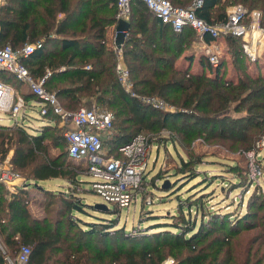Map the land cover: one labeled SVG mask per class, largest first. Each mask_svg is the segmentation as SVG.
Wrapping results in <instances>:
<instances>
[{"label":"trees","instance_id":"1","mask_svg":"<svg viewBox=\"0 0 264 264\" xmlns=\"http://www.w3.org/2000/svg\"><path fill=\"white\" fill-rule=\"evenodd\" d=\"M196 1L171 0L174 6L184 8ZM235 4H243L250 12L259 10L264 28V0H203L195 12L209 24H224L228 19L227 8ZM116 15L117 0H4L0 6V48L10 44L20 50L34 44L35 51L29 56L22 55L21 62L34 80L45 79L44 86L57 94L65 110L75 112L83 102L94 100L96 106L113 112L114 130L104 139L109 157H121L120 147L142 131L158 135L163 129L176 136L173 142L183 148L196 141H213L230 149L239 144L238 150L243 154L254 148L264 136V77H254L248 72L250 58L242 38L224 37L237 67V83L227 81L224 63L214 68L210 57L201 60L202 63L208 60L209 76L192 73L191 67L180 70L176 62L197 37L196 31L185 27L176 32L142 0H132L131 30L122 47V58L137 95L160 98L174 106L173 111H163L134 98L119 81V55L107 41L109 27L117 23ZM153 17L158 27L151 25ZM207 41L212 42V38L207 36ZM188 57L194 62V55ZM0 81L17 89L25 101L41 103L29 84L16 75L0 70ZM42 119L46 124L35 131L23 123L0 124V160L4 161L13 150L10 164L26 176L27 182L63 178L77 183L81 176H90L86 159L77 161L69 157L65 133L73 125H61V116L52 109ZM57 149L60 151L54 153ZM181 163L176 174L183 179L200 175L196 173L193 155L189 160L181 158ZM232 168L231 171L240 173L238 166ZM247 183L250 187L255 184L247 176L239 184L247 186ZM42 191L47 213L39 218L29 208L28 190L9 194L0 183V264H9L8 258L17 261L23 244L31 247L28 264H164L167 255L163 247L168 246L186 249L185 264H222L219 259L222 244H214L213 237L209 238L217 231L215 228L226 231L225 224L232 226L237 222L240 226L242 220L233 221L226 212H210L208 221L201 216L197 226V222L185 219L184 202L177 222L126 231L119 227V219L93 216L87 210L90 207L95 212L113 215L121 212L117 206L104 211L85 203L76 191L70 190V194ZM88 192L94 193L89 187L78 193ZM206 197L197 204L189 199L185 205L189 210L193 206L204 210ZM247 202L249 210L264 209L263 194L250 196ZM78 214L95 218L86 220ZM261 227L264 230V224ZM254 228L251 225L246 230ZM118 236L123 242L153 239L155 243L140 250L133 245L112 247V238ZM221 239L225 242L230 238ZM261 245L264 247V237ZM215 246L218 248L213 251ZM262 261L259 259L255 264ZM233 263L243 262L236 258ZM243 264H251V260Z\"/></svg>","mask_w":264,"mask_h":264},{"label":"rangeland","instance_id":"2","mask_svg":"<svg viewBox=\"0 0 264 264\" xmlns=\"http://www.w3.org/2000/svg\"><path fill=\"white\" fill-rule=\"evenodd\" d=\"M114 39L115 34L110 37V42L114 43ZM197 42L198 39L194 36V40H192L189 48L185 50V52L190 51L198 54L201 46L198 45ZM222 47L223 46H218L207 51L211 53V56L217 55L220 59V64H222V62L224 63L223 74L226 75L229 68L228 62L226 61V58H224L226 52L222 50ZM261 53L264 54V50H262ZM249 57L253 59V56L250 55ZM261 60L264 65V57H262ZM231 61V66L236 69L237 67L233 62L232 55ZM255 61H257L256 58ZM262 68L263 67L260 64L258 66L259 72ZM255 70H257V68H255ZM134 98L140 99L136 96ZM95 104L96 101L94 100L85 101L80 107L90 108L96 106ZM166 104L167 107L164 108L163 111L174 110L173 105L169 103ZM38 106L39 104H37V107ZM152 108L154 107L152 106ZM27 114L29 115L30 120H24V125L36 129H39L44 125V121L41 118L39 111H28ZM8 118H10L8 113L0 111V119H3L2 122H8L12 125L14 122L13 119ZM66 124L64 125L66 126ZM141 133L149 137L152 141L150 162L145 174V180L143 181V187L141 191L136 193L131 206L123 208L121 209V212L113 215L102 211L95 212L90 207L87 208V210L93 216L119 219V227L121 229L124 228L126 231H134L135 229L148 228L150 225H156L158 223L173 224L180 220L179 217L182 216L179 213V208L182 206V203L185 202V204H187L186 201L190 199L191 203L197 204L202 197L205 198L207 196L204 202V210L200 208L198 209L195 206L189 210L184 204L183 215L186 220L189 219L190 222L195 221L198 226L201 222V216H206L205 221H208V214L210 212H226L231 215L229 219H233V221H237V218H242L240 226H238L239 224L237 222L232 226V223H227L224 226V230L226 231H221L220 229L215 228L214 230L217 231L209 238L212 239L213 237L215 240V242L213 240L214 244H222L221 253L219 255L221 263L234 264L233 261L238 258L243 263H246L249 259L251 260V264H255L259 259H262L263 261L261 264H264V247L261 245L264 237V230L261 229V225L264 224V209L254 207L249 210L247 204L250 196L255 194L264 195V136L255 143L253 148L257 153L255 162L260 166L261 170V173L253 178L250 167L251 160L248 157L247 152L243 154L238 150L239 144L235 146V148L230 149L227 145L213 141H196L194 144L187 145V148H183L178 142H173V138L177 137L171 134L168 129L161 130L158 135L155 133L150 134L146 131H142ZM61 140L63 141L62 138ZM59 151L60 150L57 149L54 153H58ZM13 152L14 151L11 150L3 162L10 164ZM190 155H193L194 165H196V173L199 172L200 175L193 176V178L191 177L190 179H183L182 175L176 174V170L178 167L182 166L181 158L189 160ZM234 166L239 167L240 173L231 171ZM18 173L23 178V181L27 182L25 178L26 176L20 171H18ZM246 176L249 180H254V186L250 187V183H247V186L239 184L241 179L246 180ZM81 177H88L87 181L92 180L91 176ZM39 185L42 186L43 184L40 183ZM88 187L90 188L89 185ZM74 190L82 192L83 188L77 186ZM37 194L38 189L33 184L31 186V195L35 197ZM87 194L88 196L85 198V202L88 205L94 206L102 203L111 211L114 209L115 206L113 204L105 203L100 196L89 192ZM83 195L84 194L81 196L83 197ZM41 201L39 202L40 206L34 207L35 211L33 212L35 215L42 216L47 213V209L42 207L43 199ZM78 215L86 220L93 221L95 218L85 214ZM251 225L256 228L246 230V228L251 227ZM172 230L176 231L174 228H172ZM229 230H231V233H228ZM225 236L230 238L229 241L224 242L221 239ZM148 243L154 244L155 242L153 239L123 242L121 236H118L112 238L111 246L120 247L124 245L125 248H131L133 245L136 250H140L141 247ZM163 248L164 253L167 255L164 264H185V261H187L186 249H176L169 246ZM217 248L218 247L215 246L213 251ZM12 261L15 264H18L16 259H12Z\"/></svg>","mask_w":264,"mask_h":264},{"label":"built area","instance_id":"3","mask_svg":"<svg viewBox=\"0 0 264 264\" xmlns=\"http://www.w3.org/2000/svg\"><path fill=\"white\" fill-rule=\"evenodd\" d=\"M165 24L172 26L176 32H181L185 27H191L201 38L210 36L214 41H219L226 35L240 37L247 43L245 50L252 46L247 39L262 34V13L259 10L249 11L243 4L230 6L228 19L224 24H209L198 17L195 8L201 6L203 0H197L189 7L174 6L171 0H142ZM132 0H117V22L121 19L130 20ZM122 47L115 46L118 55L122 54ZM35 51L34 44H27L20 50H15L10 44L0 48V70L16 75L20 80L29 84L32 92L41 100L39 114L44 117L49 110L61 116L65 123L70 121L73 128L66 131L69 157L73 160L86 159L89 163V174L92 178L90 189L100 196L105 203L113 204L120 209L130 207L135 195L140 191L147 168L150 162L151 145L143 133L136 135L129 143L120 147L121 157H109L104 146V139L112 135L114 130V113L104 110L99 106L81 107L75 112L65 110L55 92L49 91L45 86V79L36 81L32 78L27 67L21 62V57L29 56ZM214 68L220 67L217 55L209 58ZM119 81L124 89L132 96L139 97L145 103L157 109L167 107L165 101L148 96H139L134 92V84L130 79L129 70L118 62ZM27 108L26 101L22 98L14 100L12 88L0 81V111L9 113L14 118L15 126L24 124L27 119L23 109ZM19 116V117H18ZM256 150L248 152L251 160L252 177L261 173L260 166L256 164ZM21 175L10 164L0 160V183L7 189H14L16 181L21 180ZM15 190V189H14ZM1 246V244H0ZM31 247L23 244L20 248L17 263L28 264ZM10 264H15L8 258Z\"/></svg>","mask_w":264,"mask_h":264},{"label":"crops","instance_id":"4","mask_svg":"<svg viewBox=\"0 0 264 264\" xmlns=\"http://www.w3.org/2000/svg\"><path fill=\"white\" fill-rule=\"evenodd\" d=\"M4 0H0V6L3 3ZM232 6V5H231ZM230 6L227 8V12L229 11ZM118 23V22H117ZM117 23L111 27H109L108 29V35H107V41H108V46L109 47H113L115 49L116 46V27H117ZM154 24L156 25V27L159 26L157 20L153 17L151 20V25ZM115 34V39H114V43L110 42V37H112V35ZM210 37V36H209ZM263 38V39H262ZM197 39L198 42L197 44L201 46L200 51H198L197 53H193L190 51H186L182 57L177 60L176 62V67L180 70H185L189 67H191V72L195 73V74H203L206 73L208 75L209 73V66H208V60L206 59L204 63L201 62L203 57H210L211 53L208 52L207 50H211L212 48L215 47H222V50H224V52H226V55L224 58H226V61L228 62V73L225 75V79L227 81H232L237 83L239 80V75L238 72L236 71V69L231 66L232 65V61H231V53L228 51V46L226 44V39L225 38H221L219 41H214L212 39V42H208L207 41V36L201 38L200 36H198L197 34ZM249 40V42H251L252 46L248 48V51H245L246 53H248V55L253 56V59L248 60V72L254 76V77H258L260 74H262V76L264 77V65L263 62L261 60L262 57H264V54H262V50H264V32H262L261 35L256 36L255 35L251 38L249 37L247 39V41ZM247 42L244 40V44H246ZM223 52V53H224ZM190 55H194L195 59L194 62H190V60L188 59ZM255 58L257 59V61H255ZM119 62H121L124 65V61L122 58V54L119 55ZM257 62H258V66L261 64V66L263 67L262 70L259 72L258 70V66H257ZM125 66V65H124ZM255 68H257V70H255ZM209 76V75H208ZM222 76V75H221ZM122 85V84H121ZM12 88L13 94H14V100L16 101L17 98H22L24 99V96L17 90L15 89L13 86L9 85ZM25 100V99H24ZM27 108L23 109V112L25 113V116H27V119H29V115L27 114L28 111H38L37 104L34 102H27ZM9 114V113H8ZM9 117L11 119L14 118L12 117V115L9 114ZM19 117V116H18ZM8 118V119H10ZM3 119H0V124H5V125H10L8 122H2ZM30 120V119H29ZM43 123L46 124V121L43 119ZM70 123V121H67ZM65 122V123H67ZM63 121L61 123V125L65 124ZM68 124V123H67ZM72 124V123H71ZM10 126H15V123L13 122L12 125ZM26 126V125H25ZM29 127V126H27ZM41 128V127H40ZM39 128V129H40ZM29 130L31 131H35L38 130V128H30ZM90 178V177H89ZM88 177H80L79 178V182L75 183V182H71L68 181L67 179H63V178H53V179H47V180H41V181H28L25 182L23 181V178L19 181H16V186H15V190L14 189H7L9 194H13V193H17L19 190L21 189H26L29 191L30 196H31V203L29 204V208H31L32 212L35 211L34 207L36 206H40V201L43 199V203H42V207H45V195L43 190H49L52 191L54 193H65V194H70V190L75 191V187L79 186L84 188H88L89 182L87 181ZM40 183H42L43 185H39ZM35 185V187H37L38 189V194L33 197L31 195V186ZM76 195L81 196L78 193V190L76 191ZM88 196V194H84L83 195V199L85 201V198ZM42 202V201H41ZM86 203V202H85ZM40 208V207H39ZM33 214L35 215V213L33 212ZM39 218H43L45 215H35ZM1 244V243H0Z\"/></svg>","mask_w":264,"mask_h":264},{"label":"water","instance_id":"5","mask_svg":"<svg viewBox=\"0 0 264 264\" xmlns=\"http://www.w3.org/2000/svg\"><path fill=\"white\" fill-rule=\"evenodd\" d=\"M131 30V23L130 21L121 19L117 23L116 27V46L118 48H121V46L126 42V38L129 35ZM97 209L99 210H108L109 208L102 203L96 204L95 205Z\"/></svg>","mask_w":264,"mask_h":264},{"label":"bare ground","instance_id":"6","mask_svg":"<svg viewBox=\"0 0 264 264\" xmlns=\"http://www.w3.org/2000/svg\"><path fill=\"white\" fill-rule=\"evenodd\" d=\"M256 35H260V33H258V31H257ZM262 39H263V38H262Z\"/></svg>","mask_w":264,"mask_h":264}]
</instances>
